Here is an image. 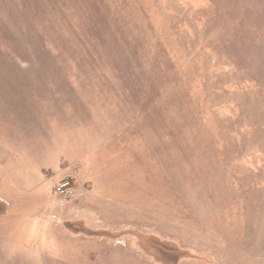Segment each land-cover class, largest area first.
<instances>
[{
    "label": "rangeland",
    "instance_id": "1",
    "mask_svg": "<svg viewBox=\"0 0 264 264\" xmlns=\"http://www.w3.org/2000/svg\"><path fill=\"white\" fill-rule=\"evenodd\" d=\"M0 264H264V0H0Z\"/></svg>",
    "mask_w": 264,
    "mask_h": 264
},
{
    "label": "built area",
    "instance_id": "2",
    "mask_svg": "<svg viewBox=\"0 0 264 264\" xmlns=\"http://www.w3.org/2000/svg\"><path fill=\"white\" fill-rule=\"evenodd\" d=\"M75 190L74 182L69 176H66L56 188L55 194L57 199L53 203L58 205V201L64 203L73 199L75 197ZM56 219H58L57 221L61 222V218L55 217V220Z\"/></svg>",
    "mask_w": 264,
    "mask_h": 264
}]
</instances>
